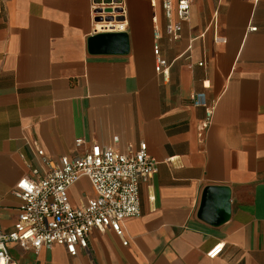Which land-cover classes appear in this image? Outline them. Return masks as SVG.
<instances>
[{
    "label": "crops",
    "instance_id": "0c3cea01",
    "mask_svg": "<svg viewBox=\"0 0 264 264\" xmlns=\"http://www.w3.org/2000/svg\"><path fill=\"white\" fill-rule=\"evenodd\" d=\"M98 2L0 0V226L13 229L21 205L14 189L42 178L44 160L93 144L128 152L146 143L158 172L140 185L142 214L124 223V239L95 230L77 256L60 245L36 253L10 244L13 260L264 264V0H195L178 41L160 8L126 0V54L90 50ZM155 16L167 76L155 70ZM198 93L215 107L203 136ZM212 186L230 192L228 217L215 208L213 222L200 215ZM94 196L86 178L70 189L75 207ZM218 245L222 253L210 258Z\"/></svg>",
    "mask_w": 264,
    "mask_h": 264
},
{
    "label": "built area",
    "instance_id": "2783aa9c",
    "mask_svg": "<svg viewBox=\"0 0 264 264\" xmlns=\"http://www.w3.org/2000/svg\"><path fill=\"white\" fill-rule=\"evenodd\" d=\"M148 1L154 9L160 8L163 12L167 20L166 34L172 40H180L183 23L189 20L195 0ZM107 9L112 13H107ZM92 16L96 33L127 32L126 0H101L92 6ZM153 22L155 70L167 76L170 64L162 55L160 40L163 32L159 18L155 16ZM99 23L102 24L100 29L97 28ZM192 100L196 107L205 111L200 134L203 136L213 124L215 107L208 103L205 93L195 94ZM83 145L82 139L77 140L78 148ZM39 154L44 155V152L39 151ZM44 161L49 170L42 178L25 177L14 189L15 196L21 201L19 216L12 230L5 231L0 226V264H16L10 253V244L33 249L36 253L60 245L71 256H77L79 250L88 248L95 230L111 229L124 239V223L142 214L140 185L157 174L159 165L149 155L146 143L128 152L93 144L71 158ZM33 173L38 175L39 171ZM84 178L90 181L95 196L75 207L70 200V189ZM124 244L128 242L124 241ZM223 249V245H218L208 256L214 259Z\"/></svg>",
    "mask_w": 264,
    "mask_h": 264
},
{
    "label": "water",
    "instance_id": "95a60500",
    "mask_svg": "<svg viewBox=\"0 0 264 264\" xmlns=\"http://www.w3.org/2000/svg\"><path fill=\"white\" fill-rule=\"evenodd\" d=\"M112 13L111 9L106 10ZM90 50L94 53L99 52H119L126 54L129 51V39L126 33H99L90 38ZM217 195L222 197L217 201ZM215 208L219 209L221 215L226 219L230 212V192L225 187H208L204 192L203 204L200 215L212 220ZM216 222V221H215Z\"/></svg>",
    "mask_w": 264,
    "mask_h": 264
},
{
    "label": "bare ground",
    "instance_id": "6f19581e",
    "mask_svg": "<svg viewBox=\"0 0 264 264\" xmlns=\"http://www.w3.org/2000/svg\"><path fill=\"white\" fill-rule=\"evenodd\" d=\"M102 27V24H97V28L100 29Z\"/></svg>",
    "mask_w": 264,
    "mask_h": 264
},
{
    "label": "rangeland",
    "instance_id": "374dc122",
    "mask_svg": "<svg viewBox=\"0 0 264 264\" xmlns=\"http://www.w3.org/2000/svg\"><path fill=\"white\" fill-rule=\"evenodd\" d=\"M105 2H110L111 0H104Z\"/></svg>",
    "mask_w": 264,
    "mask_h": 264
}]
</instances>
